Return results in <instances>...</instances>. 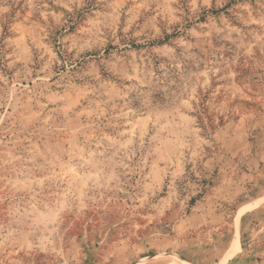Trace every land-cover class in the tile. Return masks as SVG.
<instances>
[{
    "label": "rangeland",
    "instance_id": "rangeland-1",
    "mask_svg": "<svg viewBox=\"0 0 264 264\" xmlns=\"http://www.w3.org/2000/svg\"><path fill=\"white\" fill-rule=\"evenodd\" d=\"M170 257L264 264V0H0V264Z\"/></svg>",
    "mask_w": 264,
    "mask_h": 264
},
{
    "label": "bare ground",
    "instance_id": "bare-ground-1",
    "mask_svg": "<svg viewBox=\"0 0 264 264\" xmlns=\"http://www.w3.org/2000/svg\"><path fill=\"white\" fill-rule=\"evenodd\" d=\"M231 251H230V256L234 255L235 253L238 252L240 246L238 242H235L233 244V246L231 247ZM138 264H191L188 262H185L183 260H180L178 258H174V257H170L168 259H163V260H156V261H152V262H147V261H141Z\"/></svg>",
    "mask_w": 264,
    "mask_h": 264
}]
</instances>
